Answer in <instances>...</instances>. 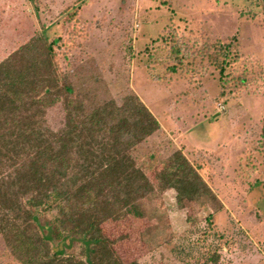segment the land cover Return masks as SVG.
I'll return each mask as SVG.
<instances>
[{"label":"rangeland","instance_id":"374dc122","mask_svg":"<svg viewBox=\"0 0 264 264\" xmlns=\"http://www.w3.org/2000/svg\"><path fill=\"white\" fill-rule=\"evenodd\" d=\"M42 31L61 39V71L88 109L133 91L160 122L131 151L152 191L102 224L122 260L264 264V0H0V62ZM241 57L261 62L245 82L232 73ZM45 119L64 127L63 102ZM176 150L214 195L178 203L163 173ZM62 244L51 246L85 258L77 237ZM0 264H23L2 236Z\"/></svg>","mask_w":264,"mask_h":264},{"label":"trees","instance_id":"16d2710c","mask_svg":"<svg viewBox=\"0 0 264 264\" xmlns=\"http://www.w3.org/2000/svg\"><path fill=\"white\" fill-rule=\"evenodd\" d=\"M60 40L39 32L0 62V237L23 264H140L122 260L102 224L120 219L152 191L153 180L131 151L160 122L133 91L120 104L109 100L88 109L61 71ZM241 58L243 68L233 67L232 73L245 82V69L261 62ZM239 59L230 57V65ZM58 101L66 122L53 131L45 116ZM261 138L264 146V125ZM166 163L163 173L181 206L198 195H214L181 150ZM52 209L57 214L44 220ZM68 235L83 242L84 259L51 246L63 245Z\"/></svg>","mask_w":264,"mask_h":264},{"label":"built area","instance_id":"2783aa9c","mask_svg":"<svg viewBox=\"0 0 264 264\" xmlns=\"http://www.w3.org/2000/svg\"><path fill=\"white\" fill-rule=\"evenodd\" d=\"M224 106L221 105V108H223Z\"/></svg>","mask_w":264,"mask_h":264}]
</instances>
